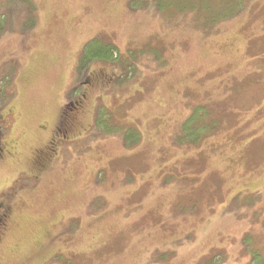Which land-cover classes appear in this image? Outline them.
<instances>
[{
  "label": "rangeland",
  "instance_id": "rangeland-1",
  "mask_svg": "<svg viewBox=\"0 0 264 264\" xmlns=\"http://www.w3.org/2000/svg\"><path fill=\"white\" fill-rule=\"evenodd\" d=\"M245 1L205 26L155 0H0V198L19 233L0 264L264 255V0ZM91 43L113 60L80 68ZM66 113L68 143L48 146Z\"/></svg>",
  "mask_w": 264,
  "mask_h": 264
},
{
  "label": "trees",
  "instance_id": "trees-1",
  "mask_svg": "<svg viewBox=\"0 0 264 264\" xmlns=\"http://www.w3.org/2000/svg\"><path fill=\"white\" fill-rule=\"evenodd\" d=\"M245 0H201L199 3H196L192 0H155V3L162 8V12L166 11H179L183 12L186 10L194 11L195 13H202L204 15V23L205 26H213L219 22L225 21L227 19H230L234 17L236 14H239L240 11L245 6ZM174 8V9H173ZM203 22V21H202ZM94 44H88L79 61V67L82 68L86 64H89L92 60H103V61H111L113 60V52H116L114 48H111L109 46L107 47V55L101 54V47H97L96 50L93 49ZM115 54V53H114ZM78 96V95H77ZM5 113V112H4ZM192 122V118L188 119L186 123L184 124L185 130L188 129V125ZM53 139V136H51ZM50 139V142L52 141ZM50 142L48 146H50ZM12 143V142H11ZM12 147V146H11ZM47 151H51V149L48 147L46 148V151L39 150L36 151L34 155V158L37 160L34 162L40 161L38 163H42L45 161V158L48 157ZM2 201V199H0ZM12 222H14V217ZM12 222L7 225V227L4 229H9L12 225ZM16 222V221H15ZM18 223V222H17ZM17 223L15 224V228L17 227ZM13 238V237H12ZM7 239V235L3 236V239L0 241L3 242ZM14 240V239H11ZM216 257L207 258L204 259V262L202 264H208L213 263V260H215ZM201 264V262L199 263ZM249 264H264V255H262L258 250L250 251V261Z\"/></svg>",
  "mask_w": 264,
  "mask_h": 264
},
{
  "label": "flooded vegetation",
  "instance_id": "flooded-vegetation-1",
  "mask_svg": "<svg viewBox=\"0 0 264 264\" xmlns=\"http://www.w3.org/2000/svg\"><path fill=\"white\" fill-rule=\"evenodd\" d=\"M86 82L91 83L92 77H88L86 79ZM78 98H81L82 102L86 101L87 94L85 92H83L82 94H80V96ZM76 100L74 102V106L76 104ZM11 115H12V112H9L6 114L1 113L0 114V123H2L5 119V123H6V125H8L9 118L11 117ZM69 120H70V118L67 116V113H66L65 123L63 124V127L60 129L55 128L53 133H52L53 139L50 142V147H56L59 143H62L67 139V138H65L64 140H62V137H60V138H56V137L62 133H64L65 135H68L69 129H70ZM66 143H68V139H67ZM11 146H12V143L10 141H5V140L0 139V159L4 158L5 156H6V158L13 157L14 153L12 152ZM50 149H51V151H49V153H52L53 152L52 148H50ZM13 217H14V233L17 236V235H19V233L15 229L16 222H15V216H13V208H12L11 204H8V202H6V200L2 199V201H0V241L3 239V236H6L7 229L6 230H4V229L10 223V221L12 222Z\"/></svg>",
  "mask_w": 264,
  "mask_h": 264
},
{
  "label": "bare ground",
  "instance_id": "bare-ground-1",
  "mask_svg": "<svg viewBox=\"0 0 264 264\" xmlns=\"http://www.w3.org/2000/svg\"><path fill=\"white\" fill-rule=\"evenodd\" d=\"M9 252V251H8Z\"/></svg>",
  "mask_w": 264,
  "mask_h": 264
}]
</instances>
